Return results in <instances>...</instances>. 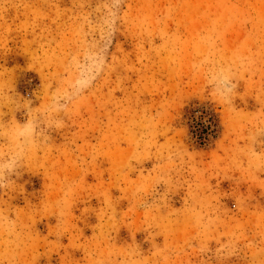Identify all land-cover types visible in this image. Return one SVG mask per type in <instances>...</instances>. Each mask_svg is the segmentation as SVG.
I'll return each mask as SVG.
<instances>
[{
  "label": "rangeland",
  "instance_id": "obj_1",
  "mask_svg": "<svg viewBox=\"0 0 264 264\" xmlns=\"http://www.w3.org/2000/svg\"><path fill=\"white\" fill-rule=\"evenodd\" d=\"M111 3L0 0V155L30 117L47 141L0 191V264H264V0H124L105 72L48 111Z\"/></svg>",
  "mask_w": 264,
  "mask_h": 264
},
{
  "label": "clouds",
  "instance_id": "obj_2",
  "mask_svg": "<svg viewBox=\"0 0 264 264\" xmlns=\"http://www.w3.org/2000/svg\"><path fill=\"white\" fill-rule=\"evenodd\" d=\"M123 5L124 0H112L110 5L103 8L101 31L96 36L100 45L93 47L90 42L87 47L79 48L69 57L66 75L71 74V78L65 87L53 94L48 111H65L67 114L70 106L84 96L105 72L109 61L108 52L117 32ZM233 71L235 69L230 64L227 72L221 69L208 75V86L212 93L225 104H232L233 93L237 88L236 75L232 74ZM63 123V120L53 121L49 127L59 129ZM37 125V119L30 117L11 130L10 135L16 142L9 147L6 155H0V191H7L13 186L15 182L13 177L20 175L29 154L47 143V141L43 144L35 143ZM253 150L255 151L254 147Z\"/></svg>",
  "mask_w": 264,
  "mask_h": 264
}]
</instances>
